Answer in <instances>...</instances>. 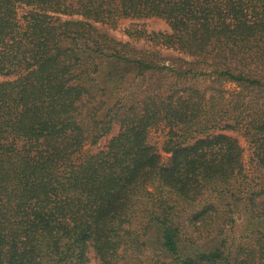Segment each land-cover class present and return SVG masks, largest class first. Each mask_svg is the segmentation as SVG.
<instances>
[{"label": "trees", "instance_id": "1", "mask_svg": "<svg viewBox=\"0 0 264 264\" xmlns=\"http://www.w3.org/2000/svg\"><path fill=\"white\" fill-rule=\"evenodd\" d=\"M0 76V264H264V0H0Z\"/></svg>", "mask_w": 264, "mask_h": 264}, {"label": "rangeland", "instance_id": "2", "mask_svg": "<svg viewBox=\"0 0 264 264\" xmlns=\"http://www.w3.org/2000/svg\"><path fill=\"white\" fill-rule=\"evenodd\" d=\"M65 18H77V17L63 16V19ZM94 25L100 32L106 33L107 35H109L110 37L116 40H119L121 42H129L132 45V48L134 47L138 51L139 50L148 51L151 54H155L154 56L160 59L161 63L174 64V65L175 64L180 65L181 63H184L183 61H181V59H185V57L178 54L177 52L171 49H168V48L161 47L145 38H141L138 40L132 39L126 33V29L131 28V27H137V28L143 27L146 30V32H152V31L153 32H158V31L169 32L170 29L168 25L162 19H159V18L122 19L120 20L119 25L115 29L110 28L107 25L102 24V23H94ZM189 60L191 59L189 58ZM3 79L5 78L0 76V81ZM225 87L228 90L226 94L228 97H231V91H234L235 89L236 90L239 89V87L235 86L234 84H230V83H225ZM117 130H118V126L113 125L111 131L106 136L102 137L96 145H86L84 147V152H88V153L96 152L98 149L102 148L113 135L116 134ZM150 134H151L149 137L150 143L154 144L157 151L159 152L160 157H161V163L166 164L169 153L164 152L161 147L167 135V128L165 129L163 127H159L156 129H152ZM229 134L236 137L238 140V143L243 148V162H245L249 157V149H248L247 142L245 141L244 137L241 135L240 132H229ZM234 233L236 237H238L239 240L241 241L242 238L240 236V230H238V227H237V230L235 229ZM235 242H236V239H235ZM89 256L91 258L90 264H101L97 259L93 257L92 253H90Z\"/></svg>", "mask_w": 264, "mask_h": 264}]
</instances>
